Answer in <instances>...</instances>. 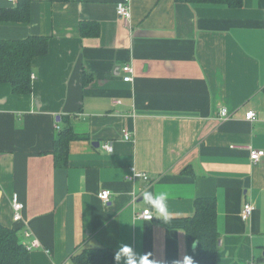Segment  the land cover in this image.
<instances>
[{"label":"crops","instance_id":"crops-1","mask_svg":"<svg viewBox=\"0 0 264 264\" xmlns=\"http://www.w3.org/2000/svg\"><path fill=\"white\" fill-rule=\"evenodd\" d=\"M121 1L32 0L29 23L0 22V39L51 38L33 63L30 95L0 83V225L19 230L26 246L39 242L31 264H73L95 248L116 256L125 246L137 264H183L191 258L186 232L143 200L166 190L167 220L215 199L217 264H264V158L255 164L246 149L264 151V0L240 9L130 0L129 23L117 14ZM17 4L0 0V9ZM67 127L77 137L57 168L54 139ZM133 167L150 180H129ZM103 191L112 194L108 205ZM15 193L25 205L21 222L13 220ZM247 203L257 209L244 220ZM144 210L153 221L136 218Z\"/></svg>","mask_w":264,"mask_h":264},{"label":"trees","instance_id":"trees-1","mask_svg":"<svg viewBox=\"0 0 264 264\" xmlns=\"http://www.w3.org/2000/svg\"><path fill=\"white\" fill-rule=\"evenodd\" d=\"M51 2H69L70 0H50ZM195 6H220L228 9H240L244 0H176ZM32 0H18L14 8L0 9L1 23H29L31 21ZM90 23L81 24V32L85 34ZM96 26L94 34L99 35ZM49 36H30L21 40L0 39V83L10 84L16 95H30L33 91V63L37 58L48 54ZM84 85L91 82L92 77L85 75ZM90 78V79H89ZM77 137L72 127L57 131L53 155L55 166H67L69 144ZM79 137V136H78ZM164 223L172 228L183 229L190 246L193 264H217L219 252V231L217 227V204L213 198L198 199L195 202L194 215L181 219H169ZM73 264H115L112 250L95 248L86 249L73 257ZM0 264H31L28 247L23 243L19 230L0 225Z\"/></svg>","mask_w":264,"mask_h":264},{"label":"built area","instance_id":"built-area-1","mask_svg":"<svg viewBox=\"0 0 264 264\" xmlns=\"http://www.w3.org/2000/svg\"><path fill=\"white\" fill-rule=\"evenodd\" d=\"M18 0H9V2L13 4H17ZM117 14L118 16L125 21V23H129L132 18V9L130 5V0H122L118 6H117ZM123 73H124V78L123 81L125 83H131L134 78V69L133 67L126 65L123 67ZM35 76L32 75V78ZM119 103V102H116ZM220 118L225 119L226 117L229 116V111L227 108H222L220 111ZM246 120L248 121H255L256 120V114L254 112H248L246 114ZM125 139L127 141H133V136L131 134H126ZM102 148L107 151V152H113L114 147L112 142H106L101 145ZM250 152V159L253 163L257 164L260 163L263 158H264V151H258L254 150L252 147L246 148ZM129 180H137V179H143L145 181H149L150 178L148 175L144 173H140L136 170V168H131V176L128 178ZM111 192L110 191H103L100 193L99 197L100 200L103 202L104 205H108L111 202ZM11 208L13 212V220L15 222H21L23 219V212L25 210V205L21 200V197L19 196L18 193H15L12 195L11 198ZM256 205L253 203H247L245 204L243 211H242V218L244 220H248L253 213L256 211ZM137 219H142L145 221H153L154 220V215L150 210H144L142 212H138L135 214ZM30 234L26 233V237H29ZM39 242L34 240L31 245L27 246L29 250H32L34 248H38Z\"/></svg>","mask_w":264,"mask_h":264},{"label":"clouds","instance_id":"clouds-1","mask_svg":"<svg viewBox=\"0 0 264 264\" xmlns=\"http://www.w3.org/2000/svg\"><path fill=\"white\" fill-rule=\"evenodd\" d=\"M169 193L166 190H160L156 193L144 192V203L149 205L151 210H153L154 215L158 218H163L167 220L169 217V212L167 210V200ZM147 211V210H146ZM122 255H127V264H137V260L134 255L131 253V249L128 246L122 248L115 256V260L118 262L121 260ZM140 264H149L147 258H141ZM183 264H192L191 258L186 257Z\"/></svg>","mask_w":264,"mask_h":264}]
</instances>
